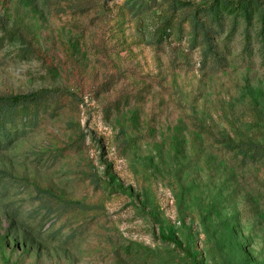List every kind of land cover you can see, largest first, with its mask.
Here are the masks:
<instances>
[{
	"label": "rangeland",
	"instance_id": "1",
	"mask_svg": "<svg viewBox=\"0 0 264 264\" xmlns=\"http://www.w3.org/2000/svg\"><path fill=\"white\" fill-rule=\"evenodd\" d=\"M227 1L204 56L152 3L0 0V94L56 90L0 149V264H264V155L229 148L264 147V25Z\"/></svg>",
	"mask_w": 264,
	"mask_h": 264
},
{
	"label": "trees",
	"instance_id": "2",
	"mask_svg": "<svg viewBox=\"0 0 264 264\" xmlns=\"http://www.w3.org/2000/svg\"><path fill=\"white\" fill-rule=\"evenodd\" d=\"M142 7L156 6L160 9L161 21L154 30L152 44L160 46L167 39H186L193 47L201 48V53H214L213 36L222 25L219 16L224 8L234 2L222 0L211 4H197L189 0H140ZM241 13L247 14L249 8H254L264 25V3L259 0H241L235 3ZM56 92L55 89H40L26 93L0 94V149L7 148L22 133L24 129L35 123L34 117L27 115V109L38 107L45 103ZM25 113V114H21ZM242 160H253L255 156L264 155V147L251 140H242L229 145ZM6 186L0 184V193ZM80 206V205H78ZM52 212V209L48 210Z\"/></svg>",
	"mask_w": 264,
	"mask_h": 264
}]
</instances>
